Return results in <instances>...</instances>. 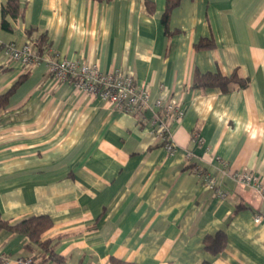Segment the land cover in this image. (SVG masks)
Masks as SVG:
<instances>
[{
    "label": "crops",
    "instance_id": "crops-1",
    "mask_svg": "<svg viewBox=\"0 0 264 264\" xmlns=\"http://www.w3.org/2000/svg\"><path fill=\"white\" fill-rule=\"evenodd\" d=\"M19 2L25 16L6 18L3 45L43 37L59 60L132 73L149 101L138 115L118 110L56 80L46 62L26 72L0 51V96L25 76L0 110V217L50 218L42 241L57 243L63 264H264V202L230 175L264 179V0H183L167 26L166 0ZM202 39L214 47L197 50ZM196 71L236 72L248 85L194 88ZM158 100L186 109L171 154L155 146ZM218 232L228 243L214 255L205 239ZM34 254L45 258L0 232V264Z\"/></svg>",
    "mask_w": 264,
    "mask_h": 264
},
{
    "label": "built area",
    "instance_id": "built-area-1",
    "mask_svg": "<svg viewBox=\"0 0 264 264\" xmlns=\"http://www.w3.org/2000/svg\"><path fill=\"white\" fill-rule=\"evenodd\" d=\"M0 51L4 57L20 63L26 72L42 62H46L51 75L56 80L69 83L78 91L100 98L118 110L137 115L148 105V91L136 84L134 76L130 72L118 69L111 73H105L87 61L59 60L54 54L42 52L37 39H30L21 47L13 43L3 45L0 42ZM156 108L162 109L165 116L160 117L157 112L155 113L152 120L154 135L158 141L165 143L164 147L171 154L175 151L171 125L182 121L186 109L183 104H166L160 100L156 102ZM230 175L245 187L255 189L264 202V179L262 177L250 171L230 172ZM204 181L211 188L216 189L213 178L206 176ZM216 192L220 199L227 198L224 191L216 189ZM263 219L264 217L261 215L255 217L256 223H260ZM15 264L56 263L49 260L48 256L42 259L34 254L17 259Z\"/></svg>",
    "mask_w": 264,
    "mask_h": 264
},
{
    "label": "trees",
    "instance_id": "trees-1",
    "mask_svg": "<svg viewBox=\"0 0 264 264\" xmlns=\"http://www.w3.org/2000/svg\"><path fill=\"white\" fill-rule=\"evenodd\" d=\"M182 1L183 0H166V11L163 16V23L166 26L168 24V20L171 12L176 7H178ZM8 16L13 18L14 20L24 18L25 8L21 7L19 0H10L5 5L2 6V19L0 20V27H2L5 30H11L10 25L6 21V18ZM27 32L28 34H31V31L28 30ZM38 45L41 48V51H44L43 48L45 47V39L43 37L40 38V40H38ZM214 45L215 44L212 40L202 39L198 44H196V49L197 50L211 49L214 47ZM24 77L25 76L21 77L18 83H16V85L8 93L0 96V110L5 108L11 93L24 80ZM236 85H238L241 88H245L248 85V81L241 79L236 72L227 77L220 73L202 74L199 71H196L193 82L194 88H200V89L219 88L224 93L230 92L231 90L234 89V86ZM157 114L160 117L165 116V112L162 109H157ZM155 146L164 147L165 143L163 141H158ZM238 209H240V207ZM51 226H52V221L47 216H33L17 223H11L10 221L4 220L0 217V232L9 231L25 236L28 239L29 249H32V247H41L42 250L44 251L43 256H45V258L46 256H48V259L52 260L56 264H63V259L59 257L53 250L57 243L55 244V246L49 247V245L51 244L49 241H45V242L42 241V235L44 234V232L50 229ZM227 243H228V238L226 233L218 232L216 235L208 236L205 239V249L211 252L212 254L217 255L226 248ZM110 264H135V263H129L112 258ZM202 264H208V263L204 262Z\"/></svg>",
    "mask_w": 264,
    "mask_h": 264
}]
</instances>
